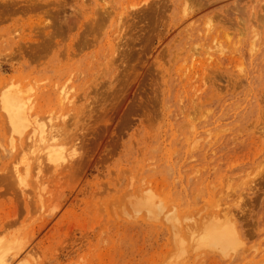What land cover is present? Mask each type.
<instances>
[{"label":"rangeland","instance_id":"obj_1","mask_svg":"<svg viewBox=\"0 0 264 264\" xmlns=\"http://www.w3.org/2000/svg\"><path fill=\"white\" fill-rule=\"evenodd\" d=\"M11 1L0 0V99L13 84L73 154L0 191V236L23 247L11 263L264 264V0H187V20L184 0H15L38 8L10 14ZM209 25L224 53L196 71L187 50ZM62 89L75 104L42 102ZM27 136L0 125L8 176L30 156ZM146 194L156 217L136 206ZM217 215L245 242L203 245Z\"/></svg>","mask_w":264,"mask_h":264},{"label":"bare ground","instance_id":"obj_2","mask_svg":"<svg viewBox=\"0 0 264 264\" xmlns=\"http://www.w3.org/2000/svg\"><path fill=\"white\" fill-rule=\"evenodd\" d=\"M113 1L114 0H102L104 4L112 3ZM105 6H109V4ZM6 8L7 10L5 11L10 12V14H15L22 11H35L38 7L31 3L23 5L20 2L12 0L8 3ZM189 8L190 5L188 4V1L184 0L182 15H180L181 18L183 16L182 20H187L186 16L189 15ZM105 10L107 14L110 12L109 7H105ZM123 14L124 11L118 12L116 16L117 21L119 20V16ZM50 26L51 25H46L47 28L44 30L46 35L45 33L43 34V39L45 40H49V38L52 37L50 34ZM217 39L218 29L210 25L203 29L199 28L194 34L189 45L190 48L187 51L192 52L191 56L193 58L199 55L195 57L197 60L191 59V66H193V68H198L196 71H198L199 68L202 69L205 65L215 62L224 53V51L219 49L217 43H215ZM45 47H47L46 43H41L37 49L34 48L29 51L31 53L29 56L31 58L41 57V50L43 53L47 52V50H43ZM19 52L22 53V50H19ZM201 55L203 57L200 59ZM196 61L197 63L199 62V67H196ZM86 64L90 65V62L85 63V65ZM81 70L88 74V70ZM84 79V86L88 89L87 85L90 84L91 80L87 76H85ZM12 85L6 84L7 89L3 90L1 93L0 101L5 112L0 115V125L4 128L9 125L13 133H22L27 131V135H31L30 138L32 139V144L30 147H21L22 152L26 149V151L30 154V156H26L22 159L21 163L23 164V168L15 164L12 175L8 176L6 168L2 169L0 167V172H2L0 175V191L5 189L3 187H13L16 180V183L20 186H27L29 183L28 177L32 176L33 173H36V176H39L42 171L46 169L48 166L47 164H50L49 166H52L55 170H57L67 161L68 158L73 157L71 152L68 153L65 145L59 142V129L61 125H57L54 121V117L50 118L48 121H40L37 118L38 112L36 111V105H34L31 98H25L19 89H14ZM75 96L76 95L70 94L68 90L62 89L55 95H52L48 91H43L41 92L40 98L43 100L42 102L47 103L57 97L60 104L71 105L75 104ZM41 107L42 105H39L37 108ZM108 117L113 119L112 115ZM28 136L27 138L29 139ZM11 142L13 148H18L19 144L17 145L13 142V137ZM17 152L19 151L16 150L15 153ZM81 159H83L82 155L81 158L77 160ZM13 177H15V180ZM158 204L159 202L151 194H146L144 198L136 203V206L138 209L144 208L152 215V217H156L159 215ZM3 207L4 203L0 202V211ZM220 216L221 215L214 216L208 223L210 225L207 224L208 226L204 230L201 242L203 245L212 246L218 248L222 252H226L230 249H235L239 243L245 241H243V235L240 233V230L238 231L237 223L232 220H227L225 215L224 218H221ZM168 220L172 221V226L175 229H179L177 224L174 222V218L170 217ZM189 234L193 237V232H190ZM184 245L185 240L182 238L180 246ZM22 249L23 247L18 238L16 239V237H10L5 234L0 236V264H12L11 262L23 255ZM182 249H180V251H182Z\"/></svg>","mask_w":264,"mask_h":264}]
</instances>
